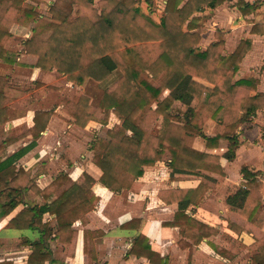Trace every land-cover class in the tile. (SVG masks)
<instances>
[{"label": "trees", "instance_id": "obj_1", "mask_svg": "<svg viewBox=\"0 0 264 264\" xmlns=\"http://www.w3.org/2000/svg\"><path fill=\"white\" fill-rule=\"evenodd\" d=\"M151 0H56L49 7L52 20L40 32L24 41L25 52L36 57L34 64L45 72L76 85L93 82L100 90L96 102L83 93L76 102L65 100L64 111L72 122L85 127L91 121L105 123L101 114L112 113L118 123L104 136H95L90 144L92 162L101 170L99 183L120 192H139V181L146 168L153 167L169 153L168 168L173 173L185 172L210 177L201 171L223 175L220 157L198 151L186 142V137L200 136L209 149L218 147L219 139L229 141L224 153L232 160L238 145L236 129L250 121L258 110H264V91H258L259 78L235 79L251 39H242L234 51L222 53V32L205 49L199 47L203 28L198 15L214 9L227 0H165L163 14L154 19L143 3ZM250 11L249 4L244 5ZM0 62L18 64L16 53L8 50L13 36V23L38 14L24 5L23 0H0ZM251 33L263 34L264 23H256ZM264 72V64L261 66ZM116 72L117 76H116ZM6 77L0 74V139L7 118L9 101ZM197 102L190 105L192 99ZM181 102L177 105L175 102ZM52 115L50 110H37L29 128L32 140L5 160H0V216L8 215L21 202V194L32 189L45 202L27 206L9 222L17 229L38 232L31 242L32 250L26 264H59L52 257L49 240L73 247L76 233L72 224L79 220L86 225V214L98 202L92 187L95 180L87 173L72 181L61 173L43 190L31 184L23 168L15 163L36 145ZM214 122V136L202 132L206 120ZM158 122L157 131L150 127ZM7 140H0V158ZM245 179L241 186L226 197L228 228L240 234H251L250 249L256 253L252 264H264V210L258 179L259 171L241 168ZM204 184L171 191L167 203H178L174 218L167 225L179 228L182 238L199 241L205 224L185 214L190 204H198L204 195ZM164 192V191H163ZM162 191L159 196L162 197ZM165 193V192H164ZM56 219V231L43 215ZM182 243V242H181ZM129 254L144 257L152 264H166L151 251L147 238L138 234ZM0 264H9L6 262Z\"/></svg>", "mask_w": 264, "mask_h": 264}, {"label": "crops", "instance_id": "obj_2", "mask_svg": "<svg viewBox=\"0 0 264 264\" xmlns=\"http://www.w3.org/2000/svg\"><path fill=\"white\" fill-rule=\"evenodd\" d=\"M44 1L51 4L54 0H41V5ZM228 2L234 4L235 11L232 13L238 14L239 20H243L248 25V31L246 36L238 39L231 51L223 50L222 53L226 55L234 51L242 39H251L250 48L246 53L248 55L253 50L252 37H264V33H251L254 24L264 23V2L259 0H227L214 9L200 12L198 15L201 17L200 26L203 32L198 45L201 49H205L215 40L216 31L222 32L224 41V31L220 28L211 30L205 21L210 18L211 13L220 10L221 6ZM245 4H249L252 9L245 11ZM46 9L48 10V7ZM226 11L229 14V10L226 9ZM1 13L0 11V16ZM258 17L260 18L256 20L255 18ZM31 19L26 18L15 22L9 29L13 38L8 45V50L17 54L18 64L0 62V73L3 72L6 77L5 87L9 97L5 105L7 118L3 125V136L0 139L7 140L8 143L5 145L0 160H5L32 140L28 132L33 125L35 111L50 110L52 115L45 130L36 140L35 147L17 160L16 167L23 168L27 173L30 180L29 186L33 184L41 190L61 173L67 174L72 181H75L85 172L96 181L92 190L98 197L95 207L86 214L87 224L83 225L79 220L72 224L71 229L76 233L73 247L59 242L56 237L49 240L55 262L59 264H152L144 257L129 254L134 238L138 234H143L148 240L151 251L163 258L166 264H252V256L256 251L250 249V245L254 239L251 234L244 232L237 234L228 228V211L225 200L245 181L241 168L246 167L249 171L260 172L258 175L261 183L259 192L262 197L261 207L264 210V179H262L264 176V125L262 124L263 128L258 125V116L263 114L264 110H258L256 117L237 127L238 145L232 160L224 156L229 147L228 140L221 138L217 148L209 149L200 136L191 139L189 146L192 148L220 157L223 175L201 171L210 177L204 179L199 175L179 171L171 176L168 168L171 158L169 153H165L153 167L146 168L143 176L139 178V181L143 183L139 192H132L128 189L120 192L111 191L99 183L102 172L92 162L93 152L90 150V144L96 135L88 138V130L99 120H91L85 127H80L72 122L63 108L66 99L76 102L79 98L73 100L63 97L64 90L70 87L71 89L76 88L78 85L68 82L63 76L57 77L54 71L43 72L35 68L36 57L25 52L24 41L31 36L34 29ZM237 23V20L232 22L234 26ZM243 59L239 64L235 79L259 78L242 74ZM263 64L264 61L259 67L262 78H259L258 91H264V72L261 70ZM24 68H28L31 75L19 78L18 71ZM28 81L38 82L40 86L36 87L37 84H35L34 89H36L32 91L18 92L15 90V84L24 85ZM46 86L55 90L57 101H50L51 105L40 106L36 102L37 98L33 101L32 95ZM60 88L64 90L60 91ZM61 99L62 102L58 104L57 102ZM196 102L197 100L193 98L190 105L194 106ZM175 104L182 105L179 101ZM99 118L103 119L100 116ZM116 120L107 129L118 123L117 118ZM99 123L104 125L106 120L105 123ZM246 127L251 128L246 129ZM213 130L214 122L208 119L203 125L202 132L211 137L214 136ZM201 181L206 183L203 199L196 205L190 204L185 210V214L206 226L207 235L195 242L190 238H182L178 227L167 225L173 220L178 210V203H167V201L172 199L171 191L195 188ZM159 191L165 192L162 197L159 196ZM5 201L6 198L0 196V205ZM44 202L40 194L27 189L21 194V202L13 211L6 216H0V263L26 264L32 250L31 242L37 240L39 234L31 229L11 227L9 222L25 207L40 206ZM43 222H47L56 231L57 222L53 216L45 213Z\"/></svg>", "mask_w": 264, "mask_h": 264}, {"label": "rangeland", "instance_id": "obj_3", "mask_svg": "<svg viewBox=\"0 0 264 264\" xmlns=\"http://www.w3.org/2000/svg\"><path fill=\"white\" fill-rule=\"evenodd\" d=\"M23 1H24L25 6L32 8L38 14L37 17H34L31 19V22H33L32 26L34 28L32 30L31 35L35 31L40 32L43 28L46 27L47 23H49L52 20V17L49 13V7L52 3H54L55 0L51 1V4L50 3L48 4L47 2L44 1L42 3V5L40 3L41 0H23ZM255 1H258V0H255ZM259 1L264 2V0H259ZM164 3L165 2H163V0H151L149 4L143 3V6H144L143 8H145L146 11L154 19L158 20V18L163 14ZM45 6H46V8L48 7V10L45 8ZM233 6H234V4H231L228 2L224 6H221V9L223 7H225V9L223 8L222 10L218 9V10L214 11L213 13H211L210 18L207 21H205L206 25L211 30H213L215 28L216 29L220 28L224 31L223 34L226 37L225 36L223 37L224 43H225V46L223 45V50L225 52L231 51V49H233V47L235 46L238 39L240 37L246 36L247 31H248V25L245 22H243V20H239L238 14L232 13V11H235V8H233ZM36 8H37V10H36ZM226 9L229 10V12H228L229 14H227ZM46 11H48V13H46ZM43 13H45V14H43ZM259 18L260 17L255 18V19L257 20ZM233 20L238 21V23L235 26H234V24H232ZM252 38H253L252 39L253 40V43H252L253 44V50H252V52H249V54L245 56V59H243L241 72L245 76H257L259 78H262V73L260 72L259 67H260L261 63L264 61V37H252ZM43 72H45V71H43ZM117 73L118 72H116V76H117ZM0 74L3 75L4 73L2 72ZM18 74H19V78H22L26 75L27 76L31 75V74H29L28 68H26V69L24 68V70L22 69V70L18 71ZM39 81L40 80H38V82ZM38 82L33 83V82L28 81V82L24 83V85L15 84L14 88L18 92H21L24 90H31L32 91L34 89V85L37 84ZM64 83H62V84H64ZM74 85H76V84H74ZM39 86H40V84H37L36 87H39ZM55 86L58 87L59 85H55ZM79 86L80 85H78V87H76V88L73 87V89H71V87H70V89H67V90L60 88L61 89L60 91L64 90L65 95H63V97H65V98L67 97V98L76 100L82 93H87L90 95L91 101L93 103L97 101V99L99 97L100 90L96 87V85L93 82H87L84 86H81V87H79ZM49 88L50 87L46 86L45 88L39 90L36 94L34 93L33 95L35 97L32 95L33 101H35L34 98H37L36 102L40 106L51 105L50 103L52 101H57V99L55 97L56 94L54 93L55 90L52 88H50V89ZM60 102H62V99L59 100V102H57V103L60 104ZM100 117L103 118L104 120H106V123L104 125H101L99 122H96L95 124L91 125V127L88 130V138H91V137L93 138L94 135L104 136L107 128L110 127L113 123H115L117 121L116 118L114 117V115H112L110 113H108L106 115H100ZM258 119H259V123H258L259 127L263 128L264 113L259 115ZM254 122H255V120L253 121V123ZM256 125H257V123H256ZM157 126H158V122L157 123L155 122V124H153L150 127V131L155 133L157 130ZM256 127L258 128V126H256ZM249 128H251V127H246V129H249ZM10 138H11V136H10ZM192 138L193 137H186V142L189 145H191V139ZM199 141H201L200 138H199ZM262 179H264V176H262Z\"/></svg>", "mask_w": 264, "mask_h": 264}]
</instances>
